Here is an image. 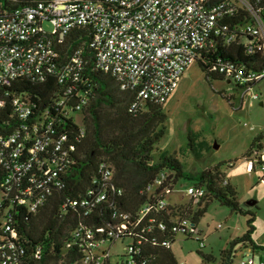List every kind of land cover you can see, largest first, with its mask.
I'll use <instances>...</instances> for the list:
<instances>
[{
	"label": "built area",
	"instance_id": "obj_1",
	"mask_svg": "<svg viewBox=\"0 0 264 264\" xmlns=\"http://www.w3.org/2000/svg\"><path fill=\"white\" fill-rule=\"evenodd\" d=\"M239 9L248 16L230 27L225 18L235 16ZM46 22L51 30H46ZM78 27H89L90 37L64 53L67 39L75 37L74 30ZM216 39L227 43L245 39L247 53L258 49L264 56V3L251 0H0V90L3 91L0 106L9 100L14 114V124L9 122L12 129L0 132V230L7 235L0 238V264H19L25 253L9 224L13 208L23 206L35 212L53 190L67 181L73 164L65 148L68 138L53 128L58 127L56 122L61 117L75 120L76 113L88 102L90 90L80 89L85 83L83 77L89 76L90 71L111 73L121 89L135 94L130 110L136 111L146 101H166L188 66L203 51L212 50ZM210 71L233 82L241 97L251 103H264V66L252 69L232 60H220ZM50 78L56 80L60 90L44 106L33 103L29 93L4 89L12 83L20 87L25 81L43 84ZM260 131V145L247 159L249 171H255L256 167L264 170V126ZM113 177V166L101 162L99 175L93 179L98 185L97 192L89 190L93 198L68 197L63 206L79 205L88 214L90 207L107 201L110 194L122 193ZM167 177V172L159 173L148 184L147 191L153 193L156 209L172 205L175 210L176 206L167 196L178 183L168 186ZM186 187L187 197L194 202L206 194L204 187L192 182H187ZM156 190L159 192L154 193ZM150 206V203L143 206L142 215L149 212ZM111 217L115 222L95 228L96 233L83 224L75 230L76 237L90 241L84 264H103L105 260L111 264H133L130 257L124 256L138 250L141 238L132 239L134 227L128 225L127 212L115 209ZM195 225L190 217L176 216L172 218L171 231L199 236ZM157 226L166 228L162 220ZM105 242H110L109 247L116 242L124 243L121 262H113L109 247L102 249ZM161 243L171 245L168 239ZM200 245H204L202 241ZM39 254L38 249L35 256ZM239 264H264V257L257 259L248 253Z\"/></svg>",
	"mask_w": 264,
	"mask_h": 264
},
{
	"label": "trees",
	"instance_id": "obj_2",
	"mask_svg": "<svg viewBox=\"0 0 264 264\" xmlns=\"http://www.w3.org/2000/svg\"><path fill=\"white\" fill-rule=\"evenodd\" d=\"M253 3H264V0H251ZM248 14L239 9L233 17H226L225 22L230 27L242 21ZM75 37L68 38L63 52L79 46L82 40L90 37L89 27H78L74 30ZM81 37V38H79ZM245 39H237L227 43L216 39L212 50L203 51L196 63L209 80L225 79L221 74L210 71V68L226 60L235 61L245 68L260 69L264 66V56L255 49L251 54L246 52ZM85 83L80 89L90 90L89 100L84 105L81 114L82 125L72 119L60 118L54 131H62L68 140L65 148L71 156L73 164L66 177V182L48 196L46 203L35 212H29L26 207H15L11 211L9 224L17 233L18 240L25 253L19 264H84L85 256L90 252L89 240L76 237L75 230L80 224L98 228L114 223L112 212L117 209L127 212L130 216L128 225L133 226L135 237L141 238L138 250L130 257L133 264H179L170 246L162 245L164 239L172 243L178 232L171 231L172 218L176 216L190 217L192 222L205 213L212 201L229 207L233 212L248 215L247 230L233 239L227 247L220 250L218 256L204 253L200 264H232L243 249L255 251L259 248L253 238L255 231V213L244 209L237 197L236 189L226 179L221 165H214L197 173H188L182 162L171 154L162 153L158 159L154 158L156 144L164 136L163 111L165 103L146 101L136 110H130V103L135 98L132 90H123L116 78L108 72L90 71L89 76L83 77ZM4 89L31 94V100L38 107L52 102L60 90L54 78L43 84L24 82L20 87L12 83ZM3 89V90H4ZM3 91L0 90V97ZM14 114L10 101L0 106V132L12 129L9 122L14 124ZM262 132L257 133L245 157L248 159L259 147ZM107 162L114 168L113 182L122 189L121 194H110L107 201H101L90 207L88 214L85 209L77 206H63L66 198L90 200L97 192L98 185L93 179L99 175V164ZM168 173V186H174L180 181L192 182L205 188V196L195 203L190 199L186 203L172 205L166 209H156L153 193L147 191L150 184L159 173ZM65 178V176H64ZM225 180L227 182H225ZM165 185H167L165 183ZM172 188V187H171ZM156 190L154 193H158ZM150 203V210L142 215V208ZM170 211V212H168ZM162 220L166 228L159 229L157 223ZM151 226V228H149ZM149 228V229H148ZM95 232V230H94ZM96 233V232H95ZM183 235H190L182 232ZM7 236L0 230V238ZM9 237V235H8ZM105 238V237H103ZM205 245H200L202 249ZM39 257L35 256L36 250ZM243 255L241 254V258ZM240 258V259H241ZM92 264V263H90ZM103 264H111L105 260Z\"/></svg>",
	"mask_w": 264,
	"mask_h": 264
},
{
	"label": "rangeland",
	"instance_id": "obj_3",
	"mask_svg": "<svg viewBox=\"0 0 264 264\" xmlns=\"http://www.w3.org/2000/svg\"><path fill=\"white\" fill-rule=\"evenodd\" d=\"M45 28L51 30V25L46 22ZM163 111L165 134L156 144L153 157L158 159L162 153L171 154L182 162L188 173L221 165L243 208L255 213L253 238L259 246L258 253H264V170L256 167L255 171H249L245 157L254 136L264 126V103H251L241 97L236 85L227 79H207L194 62L180 77ZM82 118L81 112L76 113L79 125ZM187 182L180 181L167 196L170 203L178 205L189 201ZM247 219L248 215L235 213L212 201L195 225L200 235L180 232L171 243V249L179 264H200L199 250L218 256L220 250L246 232ZM199 239L205 245L202 249ZM109 246L110 242H105L102 249ZM124 246L116 242L109 247L113 262L122 261ZM241 254L240 251L232 264H239Z\"/></svg>",
	"mask_w": 264,
	"mask_h": 264
},
{
	"label": "crops",
	"instance_id": "obj_4",
	"mask_svg": "<svg viewBox=\"0 0 264 264\" xmlns=\"http://www.w3.org/2000/svg\"><path fill=\"white\" fill-rule=\"evenodd\" d=\"M260 104H262V101L260 102ZM258 250H259V248L255 249V251H251L250 249H243L241 253H242L243 256L248 254V253H252L257 259L261 258V257L263 258L264 257V253H258Z\"/></svg>",
	"mask_w": 264,
	"mask_h": 264
}]
</instances>
